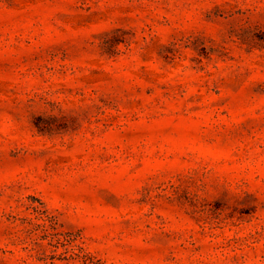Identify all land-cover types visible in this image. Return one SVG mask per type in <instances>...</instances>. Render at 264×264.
<instances>
[{
	"label": "rangeland",
	"instance_id": "rangeland-1",
	"mask_svg": "<svg viewBox=\"0 0 264 264\" xmlns=\"http://www.w3.org/2000/svg\"><path fill=\"white\" fill-rule=\"evenodd\" d=\"M0 264H264V0H0Z\"/></svg>",
	"mask_w": 264,
	"mask_h": 264
}]
</instances>
